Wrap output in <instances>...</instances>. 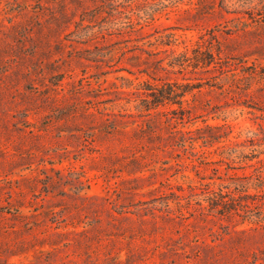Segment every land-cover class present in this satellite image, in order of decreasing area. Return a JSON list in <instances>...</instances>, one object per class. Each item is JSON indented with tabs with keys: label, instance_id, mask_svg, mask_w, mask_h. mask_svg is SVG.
Listing matches in <instances>:
<instances>
[{
	"label": "rangeland",
	"instance_id": "374dc122",
	"mask_svg": "<svg viewBox=\"0 0 264 264\" xmlns=\"http://www.w3.org/2000/svg\"><path fill=\"white\" fill-rule=\"evenodd\" d=\"M165 82L183 114L146 110ZM258 159L264 0H0V264H264Z\"/></svg>",
	"mask_w": 264,
	"mask_h": 264
},
{
	"label": "trees",
	"instance_id": "16d2710c",
	"mask_svg": "<svg viewBox=\"0 0 264 264\" xmlns=\"http://www.w3.org/2000/svg\"><path fill=\"white\" fill-rule=\"evenodd\" d=\"M113 11H115V12H119L120 11L118 5L116 6V8L113 9ZM129 28H134V27L120 28V30H121V32H126V31H129ZM132 30L133 29H130V31H132ZM183 62L180 63V65L183 64ZM170 66H173V65H170ZM159 67L163 68L160 65H159ZM127 72L131 73V71L128 70V69H127ZM141 72H145L146 74L151 76V78L153 80H155L154 82H156L158 80L157 78L152 76V74H155L153 71L150 72V71H143L142 70ZM165 84H166V86H165ZM152 86H154V87L151 88L152 91H151L150 95H151V98H152L151 101L153 103V106H148L146 108L147 111H150L151 109H156V107L158 105H161V104L164 105L165 103H177L178 104V111H182V114L184 113L183 102L186 100L184 97H185V95L188 92H190L189 89L185 88V87H187V85H184V84L182 85L181 84L180 87L177 86L176 88H174L172 83L165 82L160 88L157 86V83H153ZM147 114H150V113H147ZM181 118H183V116ZM205 127L213 128L215 126L206 124ZM178 133L180 135L177 137L178 138L177 144L183 150H186L187 147H189V146L192 149L195 148V146H194L195 139H193V137H187L186 136V132L182 131V130H178ZM225 137H226L225 134H222V135L221 134H219V135L202 134L200 136L203 144H205V145L213 143V142H216V141H221ZM194 152L196 153V151H194ZM255 156L256 155H251V157H249L247 155H244V160H251ZM261 162H262L261 159H258L255 163H252V164L247 163V161H245L244 162L245 165H243L241 167L242 169H244L245 167L255 166V171H256L255 173H256V176L258 177V180H259V184L256 185V186H257V188H259L260 191L264 190V169H263V166H256V164L257 163L259 164ZM234 169H237V168H234ZM235 174H237V173L235 172ZM251 175H253V174H248V173H245L243 171L241 175H236V176L239 177V178L249 179V177ZM184 177L192 180V178L189 177L188 175H184ZM207 184H214V183H210L209 182ZM243 184H244L243 185L244 189H242V191H246L248 189V187H249L248 183H243ZM224 187L227 188V189L229 188V186H227V185L223 186L221 184V185H219L218 190H215L213 188H210L209 190H207L206 191L207 192L206 200L208 201V204H209L210 208L215 209V210H217L219 212H221V211L230 212V210L235 208V206L237 204L236 203V198H235V192H233V190L225 191ZM236 189H237V187H234V190H236ZM226 197H228V198H226ZM163 198L165 199L164 200V207H165V210L167 212V215L169 217H172L173 213L171 212L172 209H171V207L169 205V201L176 202L177 205L182 207V204L180 203V198L181 197H179L178 195H174L173 197H166V195H165V196H163ZM123 213H126V211H123ZM15 216H17V215H15ZM125 217H127V216H125ZM58 227H60V225L56 226V228H58ZM65 234H66L65 231L56 230V231H53V232L49 233V235H46V239H43L42 241H39V243H38V246L40 248H37L35 250V255H34L35 258L40 259V260H44L43 259V254L51 252V251H48L47 248L44 249V246L48 245L51 249L56 248L58 246V244H59L58 243L59 241H55L54 238L62 237Z\"/></svg>",
	"mask_w": 264,
	"mask_h": 264
}]
</instances>
